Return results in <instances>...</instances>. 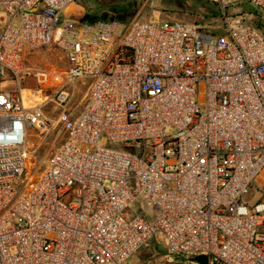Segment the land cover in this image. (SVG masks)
Returning <instances> with one entry per match:
<instances>
[{"label": "built area", "instance_id": "built-area-1", "mask_svg": "<svg viewBox=\"0 0 264 264\" xmlns=\"http://www.w3.org/2000/svg\"><path fill=\"white\" fill-rule=\"evenodd\" d=\"M79 1L0 0V84L18 85L0 89V264H126L157 233L176 261L155 264H264V198L242 200L264 179V35L227 16L264 0H209L223 34L151 17L77 24L66 12ZM53 45L66 73L52 96L25 98V79H54L28 55ZM32 131L38 147L52 139L39 173Z\"/></svg>", "mask_w": 264, "mask_h": 264}, {"label": "rangeland", "instance_id": "rangeland-1", "mask_svg": "<svg viewBox=\"0 0 264 264\" xmlns=\"http://www.w3.org/2000/svg\"><path fill=\"white\" fill-rule=\"evenodd\" d=\"M200 0H135L137 2V10L130 17L128 21H133L135 19H147L151 17L154 22L161 21H185L188 23L195 22L200 24L202 18L196 14L201 10L197 2ZM206 1V0H203ZM109 5L103 0H81L76 5L71 6L66 14L67 16L77 18L79 20L85 18L88 14H91L97 10L98 7L101 9L106 8ZM250 5L244 2H240L233 6L229 13L231 18L235 19L237 17L245 20L247 24L251 26L248 19L249 15H246L247 10ZM194 13V14H192ZM248 13V12H247ZM113 18L116 15H109ZM8 21L7 16L0 11V27H2ZM27 64L38 71H48L52 73L51 81L45 85H40L36 79H25L21 87L25 89H31L26 91L27 96H31L33 100L35 97H45V95L52 96L56 90V85L60 82L61 77L67 71V62L64 52L60 47L53 45L48 48H43L32 52L27 57ZM40 88H43L42 93H38ZM1 90H9L12 92H18V85L16 81L7 80L0 84ZM73 94V103L77 109H82L84 104L88 99V89L89 83L86 81L76 82L73 86L69 88ZM31 93V94H30ZM33 95V96H32ZM52 106L45 108V111L52 112ZM57 116V113H55ZM52 141L50 138L48 141L44 142L41 147H38L41 142L35 136V132H31V138L29 139V152L31 153L30 158V168L32 173H39L44 167V160L49 148V144ZM264 198V179L259 177L254 183L253 187L250 189L249 193L242 197V200L250 205L256 204L260 199ZM142 202H137L134 204L135 208H139ZM176 261V258L170 255L168 250V241L164 234L157 233L146 245L139 249L126 264H155L161 261Z\"/></svg>", "mask_w": 264, "mask_h": 264}, {"label": "trees", "instance_id": "trees-1", "mask_svg": "<svg viewBox=\"0 0 264 264\" xmlns=\"http://www.w3.org/2000/svg\"><path fill=\"white\" fill-rule=\"evenodd\" d=\"M81 1V0H80ZM79 1V2H80ZM105 3L109 4L106 8L101 9L100 7L91 14H88L85 18L79 20L77 18L71 17L72 20L77 24H87V23H95L97 21H108V20H120L125 23H130L128 21L131 16L137 10V2L135 0H103ZM200 11L196 14L200 18H202V22L200 25L203 30L212 33V34H223L225 28V17L219 8L218 5L215 3L210 2L209 0L197 2ZM230 11V10H229ZM228 11V12H229ZM227 12L228 17L229 13ZM248 12V13H247ZM246 15H249V23L251 26L264 35V13L258 11L254 7L250 5V8L247 10ZM194 14V13H192ZM109 15H116V17H109ZM195 23V22H191ZM197 24V23H195Z\"/></svg>", "mask_w": 264, "mask_h": 264}, {"label": "water", "instance_id": "water-1", "mask_svg": "<svg viewBox=\"0 0 264 264\" xmlns=\"http://www.w3.org/2000/svg\"><path fill=\"white\" fill-rule=\"evenodd\" d=\"M196 260L202 262L203 264H207V259L205 256H200Z\"/></svg>", "mask_w": 264, "mask_h": 264}, {"label": "bare ground", "instance_id": "bare-ground-1", "mask_svg": "<svg viewBox=\"0 0 264 264\" xmlns=\"http://www.w3.org/2000/svg\"><path fill=\"white\" fill-rule=\"evenodd\" d=\"M37 92V91H36ZM31 94V93H30ZM27 97V94H25V98ZM35 97V96H34ZM45 99H47V97H45V98H41V97H35V100H37V101H43V100H45ZM26 104H29V102L28 101H26Z\"/></svg>", "mask_w": 264, "mask_h": 264}]
</instances>
